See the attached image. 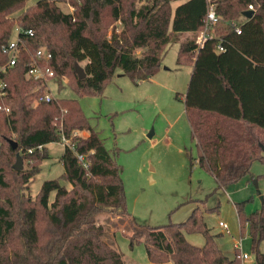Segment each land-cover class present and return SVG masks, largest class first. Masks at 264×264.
I'll use <instances>...</instances> for the list:
<instances>
[{"label":"trees","instance_id":"obj_1","mask_svg":"<svg viewBox=\"0 0 264 264\" xmlns=\"http://www.w3.org/2000/svg\"><path fill=\"white\" fill-rule=\"evenodd\" d=\"M30 1L0 0V66L8 62L2 48L14 28L20 43L16 65L0 74V264H126L106 241L102 214L126 221L130 247L144 244L151 263L243 264L239 249L233 259L224 254L199 207L184 222L155 226L129 213L118 149L106 147L79 98L102 95L117 70L135 84L151 79L165 48L180 42L177 63L192 67L183 100L199 164L218 188L253 175L254 162L264 164V0H186L175 9L171 0ZM59 2L73 10L64 12ZM250 5L254 15L247 19ZM210 7L221 24H207ZM205 30L210 38L200 46ZM185 32L194 37L181 40ZM41 47L52 54L40 64L54 72V86H68L77 98L37 102L47 86L26 73ZM82 131L89 135L77 134ZM63 137L69 140L60 157L63 173L46 180L35 198L27 197L24 191L51 157L48 145L62 144ZM19 154L26 168H15ZM251 201L235 204L240 233L247 230L251 238L254 264H264V197L247 214ZM186 234H202L204 245H192Z\"/></svg>","mask_w":264,"mask_h":264},{"label":"rangeland","instance_id":"obj_2","mask_svg":"<svg viewBox=\"0 0 264 264\" xmlns=\"http://www.w3.org/2000/svg\"><path fill=\"white\" fill-rule=\"evenodd\" d=\"M184 1L171 0V6L175 9ZM59 5L64 12L73 10L68 3L59 2ZM17 34L14 28L12 39ZM178 36L181 40L194 37L188 32ZM179 47L180 42H175L165 48L161 67L151 79L135 84L117 70L102 95L81 97L80 105L106 139V147L118 149L117 161L123 167L126 204L132 216L146 225L181 223L199 207L224 254L233 259L234 244L241 242V254L249 256L243 264H254L251 238L247 230L243 235L240 233L235 204L252 198L246 205L247 214L260 208L261 197H264V164L254 162L253 175L224 188H218L214 176L201 167L183 101L192 67L178 65ZM51 89L57 97L77 98L68 86L59 91L52 85ZM177 94L180 96L176 97ZM80 133L83 136L85 131ZM63 148L59 143L49 145L52 157L43 162L40 173L24 191L27 197L35 198L46 180L58 178L63 173L60 162ZM23 167H27V162H23ZM62 183L71 187L69 183ZM53 198L54 194L51 201ZM99 219L109 229L106 241L123 255L126 264H154L148 260L144 244L130 247L129 239L123 234L126 221L111 220L104 214ZM220 222L228 225L229 232L219 225ZM185 237L198 247L205 243L202 234H186ZM260 250L264 254V241Z\"/></svg>","mask_w":264,"mask_h":264},{"label":"built area","instance_id":"obj_3","mask_svg":"<svg viewBox=\"0 0 264 264\" xmlns=\"http://www.w3.org/2000/svg\"><path fill=\"white\" fill-rule=\"evenodd\" d=\"M248 10H254L253 6L250 5ZM222 17L218 16L213 7H210L208 10V14H207V24L208 25H218L222 23ZM19 32V29H17ZM238 33L241 32V30L239 28H237L236 30ZM25 35H29V36H33V32L31 30H27L24 31ZM210 38V34L207 33V31H203L201 32V34H199V37L197 39V44L200 46H203V44L205 43V41ZM19 38H18V34L14 39H11L9 41V43L5 46H3L2 51L3 53H6L8 55V62L6 64V66H0V74L2 72H4L7 68L9 67H13L16 65V62L18 60L19 54H20V45H19ZM218 51H224V47L219 44L218 45ZM52 58V54L45 48V47H41L38 51H37V55L36 58H33L31 63L28 65V70L26 73L27 78L29 79H34V80H42L45 82L46 86H47V91L45 92L44 95L40 96V98L37 100V102H52V101H56L57 100V96H55L52 92L51 86L55 85V74L52 70L50 69H44L41 66V62L42 61H48ZM62 81L63 82H67L65 77H62ZM0 87H4V84L2 83V81L0 80ZM62 145H69V140L65 139L63 137L62 139ZM41 148V147H40ZM219 225L226 230L227 232H229V227L226 223L224 222H220ZM242 247L241 242L235 244V248L241 250L240 248ZM248 254L243 253L240 255V258L242 260H246L248 259Z\"/></svg>","mask_w":264,"mask_h":264},{"label":"water","instance_id":"obj_4","mask_svg":"<svg viewBox=\"0 0 264 264\" xmlns=\"http://www.w3.org/2000/svg\"><path fill=\"white\" fill-rule=\"evenodd\" d=\"M254 15V11L253 10H247L243 13V16L246 17L247 19H251ZM75 70L77 72V74L79 75V78L83 79L86 77L85 71L82 68V66H80L79 64L75 65ZM12 145L14 148L17 147V143L15 141H11ZM263 152H264V146H263ZM16 169H23V159L22 156L19 154L17 156V162H16ZM255 185H257V183L255 182ZM263 199V197H261V200Z\"/></svg>","mask_w":264,"mask_h":264},{"label":"crops","instance_id":"obj_5","mask_svg":"<svg viewBox=\"0 0 264 264\" xmlns=\"http://www.w3.org/2000/svg\"><path fill=\"white\" fill-rule=\"evenodd\" d=\"M199 37V36H198ZM142 82H144V81H142ZM142 82H139V83H142ZM138 83V84H139ZM184 101V100H183ZM77 134H80L81 135V133L79 132H77ZM89 135V133L88 132H86L85 131V134L83 135L84 137H86V136H88ZM60 144V143H59ZM48 148H49V145H48ZM63 150H64V148H63ZM63 150H62V153H63ZM62 155V154H61ZM52 157V156H51ZM51 157H50V159H51ZM61 157V156H60ZM49 160V159H48ZM48 160H46V161H48ZM46 161H44V162H46ZM235 245V244H234ZM248 259H249V257H248ZM248 259H246V260H248Z\"/></svg>","mask_w":264,"mask_h":264}]
</instances>
